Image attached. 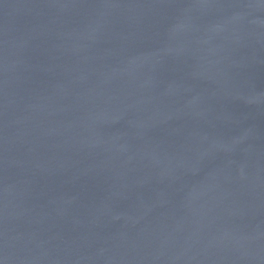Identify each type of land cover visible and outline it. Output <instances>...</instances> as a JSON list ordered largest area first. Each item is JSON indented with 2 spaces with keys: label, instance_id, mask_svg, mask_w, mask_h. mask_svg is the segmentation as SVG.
<instances>
[{
  "label": "water",
  "instance_id": "water-1",
  "mask_svg": "<svg viewBox=\"0 0 264 264\" xmlns=\"http://www.w3.org/2000/svg\"><path fill=\"white\" fill-rule=\"evenodd\" d=\"M0 264H264V0H0Z\"/></svg>",
  "mask_w": 264,
  "mask_h": 264
}]
</instances>
